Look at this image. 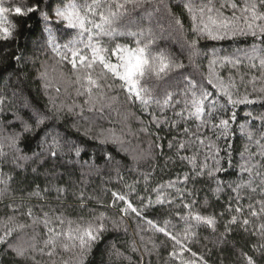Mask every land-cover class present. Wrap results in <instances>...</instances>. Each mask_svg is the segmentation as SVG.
Wrapping results in <instances>:
<instances>
[{
  "label": "trees",
  "instance_id": "trees-1",
  "mask_svg": "<svg viewBox=\"0 0 264 264\" xmlns=\"http://www.w3.org/2000/svg\"><path fill=\"white\" fill-rule=\"evenodd\" d=\"M67 2L5 0L4 3L10 9L21 7L22 12L39 5V11L26 15L10 11L2 21V27L12 25L13 28L10 39L0 38V97H4V103L0 104V152L3 153L0 155V179L10 177L7 185L0 184V235L17 224L27 227L15 232L8 243L0 245V264H34L33 256L35 264H52L53 260L55 264H63V261L78 264V248L68 252L59 251L51 259L32 251L33 244L43 246L45 229L42 223L33 224V219L25 215L29 208H32L34 217H42L44 212L56 216L63 213L66 220L76 221L83 217L86 221L93 214L104 212L119 222L118 230H111L112 225L109 224L110 230L84 256L83 264H247L248 257L252 258L254 264H264V235L258 231V226L264 224V213L254 217L247 207L251 204L257 213L260 212V205L256 203L264 200V194L257 187L260 179L257 178L252 185L257 187L256 192L250 188L233 191L240 182V176L246 181L248 175L239 173L238 167L229 168L227 148L231 143L233 165L242 163L239 154L248 141L241 135L239 125L249 121L246 112H252L254 117L264 115V93L259 92L264 88V78L251 82L253 76H260V71L246 67L248 61L239 67L215 65V72L226 83L229 76L235 80L238 95L248 93L249 98L256 102L233 109L227 105L226 97H215L225 107L218 108L211 123L230 119L233 111L237 114L236 120L230 121L232 126L227 140H216L210 125L202 129L205 136H210L220 146L221 165L226 171L210 177L208 170H205L203 175H198L199 165L205 162V151L199 149V145L183 149L179 147L180 141L188 140L184 127L195 131L197 121L192 120L185 125L180 120L176 127L171 126V120H178L174 111H180L182 105L174 110L165 109L163 113L153 107L161 122L151 123L149 113L141 111L138 103L128 101L117 81L112 91L104 89L108 98L97 103L93 112H88L87 106L83 115L79 107L68 110L66 105L73 101L82 105L85 97L76 96L77 85L73 83L75 77L71 66L60 61L48 45L46 29L47 26L52 29L60 44L75 33L73 30L66 33L59 31L64 28L65 22L59 25L50 23L41 15L46 12L49 21L54 22L57 20L54 9L63 7ZM234 2L237 4L235 14L244 15L240 8L245 0ZM76 3L83 4L84 0H76ZM224 3L226 0H211V3L209 0H138L136 5H126L131 16L140 22L139 27L132 30L143 29L146 35L151 30L152 36L147 38H155L153 50H165L166 54L184 65L171 74L167 82L150 85L156 88L157 95H163L165 91L179 92L184 86L183 76H189L213 90L206 79L210 60L240 55L237 49L259 43L251 35L221 40L201 39L198 42L200 55L189 59L188 44L194 36L185 5L191 4L196 9L208 5L219 9L225 16H232V8H221ZM258 7L264 11V7ZM176 19L180 20V25L176 24ZM239 26L244 27V24L241 22ZM115 43L134 45L132 38L121 37L114 42L104 39V44L110 47H115ZM45 71L47 76L41 79L40 73ZM107 82L112 83L111 79ZM111 97L117 99L113 101ZM38 117H46L39 127L36 126ZM166 119L168 123L164 122ZM24 122L31 125L33 131L25 132ZM249 122L257 137L264 132V128L259 127V120ZM144 128L147 131H142ZM107 130L120 137V142L113 143L110 138L108 142H102L108 136ZM102 131L103 136L100 135ZM45 133L49 135L45 137ZM14 135L19 137L15 148L9 139ZM54 136L61 145L56 158L51 156L49 147ZM75 147L81 148L79 156L75 153ZM250 151H257L254 144ZM196 152L195 168L188 160L181 159L191 157ZM106 154H110L112 159L108 160ZM258 161L259 156L253 163ZM208 163L212 164L211 161ZM260 171L264 173V168ZM168 181L176 182L175 187L165 188L161 193L159 186ZM57 189L65 191L58 192ZM176 189L182 191V196ZM37 192L39 195L34 194ZM113 192L125 195L134 207L142 209L141 217L129 212L121 221L120 209L125 207L124 203L117 201L115 206L108 207L113 204ZM158 194L164 199L163 203L155 202ZM192 201L195 204L191 211L214 216V226L197 224L195 221L186 223L181 219L189 211L183 205ZM238 206L242 208L241 213L235 211ZM9 216L15 219L8 222ZM233 216L237 218L235 223L231 222ZM245 219L249 220L247 226L243 223ZM147 220H151L156 227L165 228L176 239L157 231ZM64 227H68L67 223ZM9 244L27 248L25 257L17 256ZM113 245L123 256L116 255ZM133 245L136 251H132ZM171 253L176 255L172 256ZM192 253H196V256Z\"/></svg>",
  "mask_w": 264,
  "mask_h": 264
},
{
  "label": "snow or ice",
  "instance_id": "snow-or-ice-1",
  "mask_svg": "<svg viewBox=\"0 0 264 264\" xmlns=\"http://www.w3.org/2000/svg\"><path fill=\"white\" fill-rule=\"evenodd\" d=\"M5 0H0V22L5 19V14L14 11L17 15H26L39 11V5L35 7H28L26 12H22L21 7H15L10 9L4 6ZM138 3V0H84L83 4L76 3V0H68L63 7H56L54 9V15L57 17L56 21H49L48 14L46 12L41 13L45 21L55 23L59 25L62 21L65 22L63 29L59 31L68 32L74 31L72 35L65 43L60 44L57 41V37L53 34L52 29L48 28V45L52 48L53 52L60 58L63 63L71 66L72 75L75 77L73 83L77 85L75 94L77 97H85L82 105H78L73 101L72 104L66 105L69 111L79 107L80 114L83 115L85 107L87 106L88 112H93L96 109L97 103L107 99L108 91L113 90L115 82L119 81L120 90L126 93L128 101L131 103H138L141 107V111L149 113L151 116V123L159 124L160 117L156 114L158 109L160 113H163L165 109L172 108L173 110L182 105L180 111H174V115L178 120H171V126L176 127L180 120L184 121L185 125H188L189 121H197L196 130L188 126H185L183 131L188 137L186 141H180L179 147L181 149L187 146L199 145V149L205 151L204 163L199 165L198 175H203L205 170H208V175L214 176L216 173L226 171L221 165L222 157L219 156L221 151L220 146L211 139L210 136H205L202 129H206L210 125V130L216 135V140H227L230 135L231 123L235 121L237 114L233 111L230 119H220L219 123H211L212 117L215 115L218 108L225 107L220 105L215 98L217 95L226 97L227 105H231L235 109L239 105L253 104L256 101L249 98V94L238 95V88L235 80L229 76L227 83L222 77L215 72V65L221 66L227 64L232 67H239L244 61H248L246 67L250 69H258L260 76H253L252 83L264 78V11H260L258 7H264V0H245V4L240 11L244 14L237 16L235 10L237 4L234 0H226V3L221 5V8L230 7L233 9L232 16H225L222 11L214 7L204 5L196 9L191 4H186L185 7L189 13L192 21L191 32L194 38L189 42L190 48L189 59L200 55L198 48V42L201 39L221 40L225 38H233L237 35H251L254 41L259 43H253L250 46L237 49L240 55L225 56L220 59H212L209 62V74L207 76V84L211 85L213 90H209L201 82L189 76H183V88L179 92L165 91L163 95L156 94V88L150 86L155 84L158 86L161 83L167 82L171 78V74L182 69L184 65L175 58L166 54L165 50L154 51L156 44L155 38L148 39L152 36L151 30L145 34L144 30L139 31L132 30L139 27V21L136 20L127 11V4ZM211 3V0H209ZM176 24L180 25V20L176 19ZM244 24V27H240V23ZM12 25L8 27L0 26V38L10 39L12 37ZM121 37L132 38L134 45L115 43V47H110L104 44V39L107 38L109 42H114ZM146 40V42H145ZM114 58V59H113ZM19 59V58H16ZM97 69L99 71L97 72ZM47 72H41V79L46 78ZM111 79L112 83L107 81ZM243 80V76H241ZM47 88L48 85L45 84ZM235 89L236 91H233ZM59 91V89H57ZM259 92L264 93V88L259 89ZM179 96V99L176 97ZM111 100H116L117 97H111ZM4 103V97H0V104ZM65 107V105H61ZM245 116L249 118V121L259 120V127L264 128V115L254 117L252 112H246ZM85 120L88 117H84ZM19 119V117H17ZM46 117H38L36 119V126L39 127L44 123ZM246 121L244 124L239 125V131L243 137H246L247 143L244 145L243 151L240 152V159L242 163L239 165H233L231 160V143H228V155H229V168L238 167L239 173L247 174L248 180H244L243 176H240V182L235 185L233 191L239 192L242 188H250L252 192L257 191V187L264 194V173L260 171L264 168V132H261L257 137L256 132L251 129L250 122ZM168 123L166 119L164 121ZM24 131H33L31 125L24 122ZM147 131V128L142 129ZM108 136L102 142H108L110 138L113 143H119L120 137L115 136L111 130H107ZM49 133H45L47 137ZM104 135V131L100 133ZM18 135L9 137L11 146L15 148ZM256 146L257 151L251 152L250 149ZM51 156L56 158L57 151L61 149V145L57 137H53L51 145ZM171 147V144H170ZM81 148L75 147V153L80 155ZM0 155H3L0 152ZM107 159L111 160L110 154H106ZM198 152L194 153L191 157L185 156L181 159L188 160L189 163L196 167ZM260 157V161L253 163L256 157ZM208 161H211L210 165ZM86 163V162H85ZM259 178L260 185L252 187L254 181ZM8 179H0V184L7 185ZM187 179V176H185ZM174 181H168L166 184L160 185L159 189L162 193L165 188H174ZM220 183V182H218ZM219 190V189H217ZM58 192L65 191V189H57ZM156 191V189H154ZM177 193L182 196V191L176 189ZM39 195V193H34ZM113 204L108 207L115 206L116 202H123L125 207L120 209L123 216L129 212L135 213L137 217H141L142 209H138L126 198L125 195H121L117 192L112 193ZM83 202V194L80 197ZM238 199V198H237ZM156 203H163L161 195L158 194ZM152 203V201H149ZM260 205V212L254 209L253 205L249 204L247 207L251 209V215L256 217L264 213V200L256 201ZM195 201L191 204H184L183 206L189 209L188 213L182 217L186 223L188 221H195L197 224L204 223L209 226L215 225L214 216H203L198 212L193 213L191 211ZM84 206L83 203L81 205ZM231 210V206H229ZM17 211V209H13ZM236 212L241 213L242 208L236 207ZM29 218L33 219V224L42 223L45 229V239L43 246L31 245V249L34 253L40 255H46L50 259L57 255L59 251H72L74 249L80 250V259L78 264H83L84 256L89 253L93 246L98 243L105 232L109 231V224L112 225L111 230L119 229V222L108 217L106 213L100 212L99 214H93L88 220H84L83 217L78 220H66L63 213L59 216L44 212L43 216L34 217L32 208H29L25 213ZM15 219L14 216L7 217V221L11 222ZM236 217H232V223L236 222ZM67 223L68 227L64 225ZM150 226L156 227L151 220H147ZM244 225L249 224V220H244ZM75 225V227H73ZM27 225L17 224L14 228H7L6 231L0 235V245L8 243L9 239L17 231H22ZM190 227V226H189ZM156 230L165 233V235L171 236L165 228L156 227ZM188 231V229H186ZM258 231L264 235V224L258 226ZM173 240L176 238L171 236ZM179 243V241H176ZM9 248L19 257H25L27 248L23 246H13L9 244ZM118 257L123 256V253L115 249ZM132 251H136L135 246H132ZM170 255L175 256L176 253ZM196 256V253H192ZM35 264V256L32 257ZM203 262V257L200 258ZM55 264V261H52ZM63 264H69L68 261H63ZM183 264V262H182ZM206 264V262H203ZM247 264H254L251 257L247 258Z\"/></svg>",
  "mask_w": 264,
  "mask_h": 264
},
{
  "label": "rangeland",
  "instance_id": "rangeland-1",
  "mask_svg": "<svg viewBox=\"0 0 264 264\" xmlns=\"http://www.w3.org/2000/svg\"><path fill=\"white\" fill-rule=\"evenodd\" d=\"M46 25H48L47 23H46ZM0 26H2V22H0ZM47 28H49L48 26H47ZM114 59V58H113Z\"/></svg>",
  "mask_w": 264,
  "mask_h": 264
}]
</instances>
